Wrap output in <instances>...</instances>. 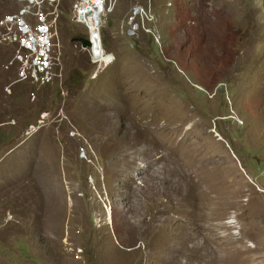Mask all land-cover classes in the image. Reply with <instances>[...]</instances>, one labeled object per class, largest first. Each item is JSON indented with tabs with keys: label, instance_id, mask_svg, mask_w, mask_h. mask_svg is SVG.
I'll return each instance as SVG.
<instances>
[{
	"label": "rangeland",
	"instance_id": "obj_1",
	"mask_svg": "<svg viewBox=\"0 0 264 264\" xmlns=\"http://www.w3.org/2000/svg\"><path fill=\"white\" fill-rule=\"evenodd\" d=\"M75 1L51 85L0 45V264H264V0H148L137 37L112 0L96 73Z\"/></svg>",
	"mask_w": 264,
	"mask_h": 264
},
{
	"label": "built area",
	"instance_id": "obj_2",
	"mask_svg": "<svg viewBox=\"0 0 264 264\" xmlns=\"http://www.w3.org/2000/svg\"><path fill=\"white\" fill-rule=\"evenodd\" d=\"M22 1H32L31 9H23ZM18 5L17 11H22L20 22H8L7 15L0 17V45H16L30 56L31 81L51 85L55 76L52 73L55 33L54 25L58 18V6L51 3V8H43V0H13ZM55 9L54 18L41 17V10ZM71 21L74 24L85 26L90 34V39L100 35L102 25L107 16L113 12L112 0H76L71 5ZM140 10H148V20H140ZM24 13L33 14V24H26ZM125 20H131L130 35L137 37L147 34V29L140 28V21H151V4L146 1L141 6H132L131 12L127 13ZM1 28H8V35H1ZM97 29V34L91 31ZM92 37V38H91ZM92 54L94 49L91 48ZM110 54H105L104 47H99L97 58L93 67L99 63H108ZM93 60V58H92ZM94 73V72H93ZM38 123H44V117ZM25 132H32V124L28 125ZM36 134V133H32ZM69 136L72 137L71 131Z\"/></svg>",
	"mask_w": 264,
	"mask_h": 264
},
{
	"label": "bare ground",
	"instance_id": "obj_3",
	"mask_svg": "<svg viewBox=\"0 0 264 264\" xmlns=\"http://www.w3.org/2000/svg\"><path fill=\"white\" fill-rule=\"evenodd\" d=\"M49 6V8H51V3H47L46 2V0H43V8H48V7H46V6ZM143 5V4H142ZM137 6H141V4H138ZM114 7V9H115V7L116 6H113ZM25 8V7H24ZM131 12V11H130ZM152 16H154L153 15V13L151 12V21H153V19H152ZM32 17H33V15H32ZM31 17V18H32ZM41 17H43V18H46V17H51V18H54L55 17V15L53 14V12H52V10L51 9H44V10H41ZM30 18V19H31ZM145 20H148V10H145ZM151 21H145V23H143V24H141L140 25V28L141 29H147V34H152V36H155L154 35V33L151 31V29H149L148 28V26H150L151 24H149ZM106 22V20L104 21V23ZM73 23V22H72ZM29 24V23H28ZM77 25V24H76ZM104 25V24H103ZM127 26H128V28H127V32H128V35H130V33H129V30H130V24H129V20H127ZM96 31H97V29H93L91 32H92V34H97L96 33ZM148 31H150V32H148ZM100 33H102V29H101V31H100ZM131 36V35H130ZM132 37V36H131ZM92 38V37H91ZM87 43H88V45L86 46V47H83L81 44V47H82V49L84 50V51H86V48H88V47H90V50H91V48H93L94 49V57H93V61L95 62V60H96V58H97V55H98V51H99V47H102L103 46V42H102V39H101V37H100V35L98 36V37H95L94 38V40H91V42L89 43L88 41H87ZM91 53H92V50H91ZM113 60H110V62H112ZM110 62H108V63H110ZM108 63H99L98 65H96V70H95V73L96 72H100L101 70H102V68H103V66L104 65H106V64H108ZM93 65H94V63H92ZM108 221H110L109 219H108ZM107 221V222H108Z\"/></svg>",
	"mask_w": 264,
	"mask_h": 264
},
{
	"label": "trees",
	"instance_id": "obj_4",
	"mask_svg": "<svg viewBox=\"0 0 264 264\" xmlns=\"http://www.w3.org/2000/svg\"><path fill=\"white\" fill-rule=\"evenodd\" d=\"M78 37H80V35H78V34H74V35H72V38H73V39H74V38H78ZM82 39H83V37H82ZM104 45H105L106 47L108 46L106 40H104Z\"/></svg>",
	"mask_w": 264,
	"mask_h": 264
},
{
	"label": "water",
	"instance_id": "obj_5",
	"mask_svg": "<svg viewBox=\"0 0 264 264\" xmlns=\"http://www.w3.org/2000/svg\"><path fill=\"white\" fill-rule=\"evenodd\" d=\"M75 40H76V39H75ZM76 41H77V40H76ZM80 42H81V45H82L83 47H86V46L88 45L87 41L84 40V39L80 40Z\"/></svg>",
	"mask_w": 264,
	"mask_h": 264
},
{
	"label": "clouds",
	"instance_id": "obj_6",
	"mask_svg": "<svg viewBox=\"0 0 264 264\" xmlns=\"http://www.w3.org/2000/svg\"><path fill=\"white\" fill-rule=\"evenodd\" d=\"M105 45H104V43H103V47H104ZM104 209H105V206H104Z\"/></svg>",
	"mask_w": 264,
	"mask_h": 264
}]
</instances>
